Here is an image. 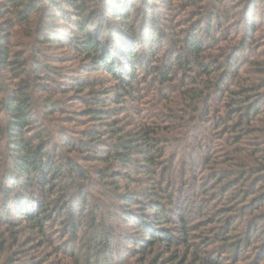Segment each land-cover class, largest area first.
<instances>
[{"label": "trees", "instance_id": "1", "mask_svg": "<svg viewBox=\"0 0 264 264\" xmlns=\"http://www.w3.org/2000/svg\"><path fill=\"white\" fill-rule=\"evenodd\" d=\"M259 11L0 0V264H264Z\"/></svg>", "mask_w": 264, "mask_h": 264}, {"label": "rangeland", "instance_id": "2", "mask_svg": "<svg viewBox=\"0 0 264 264\" xmlns=\"http://www.w3.org/2000/svg\"><path fill=\"white\" fill-rule=\"evenodd\" d=\"M255 19H258V20L261 19L260 24H263V25H261V26L258 25V29L255 32L253 39L251 38L252 44H250V49H252L253 52L249 54L250 56L246 55L248 61L253 60V58L255 56H257L258 58H262V60H263V56H264V12L259 11L256 14ZM55 53L58 54L59 56H61L59 59L60 61L64 60V58L68 61V62L64 63V66H68V68H69L68 71H70L72 73L71 70H76L74 68H77V70H80V67H76V66H79V62L77 60H75L74 58L66 56L62 52V50H57ZM69 58H71V59H69ZM68 71H66V74H68ZM68 100H69V97L65 99L66 102ZM73 106H74V108H76L77 103H74Z\"/></svg>", "mask_w": 264, "mask_h": 264}]
</instances>
